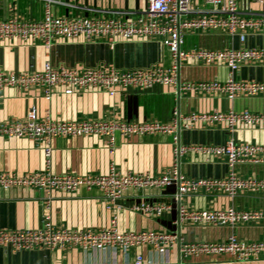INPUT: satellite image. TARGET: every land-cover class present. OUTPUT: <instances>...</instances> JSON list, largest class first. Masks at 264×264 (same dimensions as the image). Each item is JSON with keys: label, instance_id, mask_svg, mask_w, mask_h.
<instances>
[{"label": "crops", "instance_id": "1", "mask_svg": "<svg viewBox=\"0 0 264 264\" xmlns=\"http://www.w3.org/2000/svg\"><path fill=\"white\" fill-rule=\"evenodd\" d=\"M70 3L95 8L137 9L144 0H66ZM10 0H0V19L12 15ZM252 10L260 5L251 3ZM17 10L21 19L38 20L44 12L39 0H18ZM55 15L67 17L94 16V11L53 4ZM184 49L202 47L228 49L239 47L264 48V33L250 31L244 42L237 36L220 31L190 32L184 36ZM53 66L95 67L111 65L119 69L148 67L154 64L169 66L168 48L157 38H115L85 40L83 38H55L49 48L31 40H0V71L21 72L42 69L46 61ZM229 69L222 64H203L195 59L183 60L179 68V80L189 82L218 79L226 81ZM235 80L264 82V61L245 62L234 72ZM35 108L39 114L48 112L57 120H157L169 122L173 110L180 114L193 111H251L264 112V94L228 98L221 94H207L200 90H184L178 87L155 84L150 88H117L114 95L105 90L88 88L71 94L56 88L50 98L42 90L31 87L0 89V121L20 119ZM181 128L178 140L181 145H216L228 137L223 124L207 125L190 122ZM239 142L264 143V121L256 125L239 124L232 133ZM52 172L74 174H104L110 167L117 171L148 172L158 174L171 167L175 159L181 173L188 177H222L228 172L223 157L188 150L177 157L174 143L167 134L133 135L115 137V146L109 150L103 138L88 134L73 137H56L51 142ZM40 145L26 137H0V171L19 174L44 167ZM242 177L264 176V164L243 163L235 167ZM174 185L167 188L129 189L114 203L106 201L97 189L79 188L73 192L52 190L46 192L33 187L0 188V228H41L48 216L55 227L99 228L109 223L113 213L120 230L175 231L185 242L222 241L231 233L243 240L264 241V221L238 225L234 228L211 224L174 223L178 221L179 201L173 199ZM170 203L172 209L161 216H151L134 211L130 207L138 201ZM180 204L190 210L264 209L263 192H242L233 198L223 194H187ZM140 254L146 264H178V243L170 250L158 253L148 245L130 248L113 256L107 252L93 251L85 254L78 247L36 248L14 252L0 247V264H100L103 259L110 264H133ZM108 258V259H106ZM189 264H264V253L248 260H234L227 254L188 257Z\"/></svg>", "mask_w": 264, "mask_h": 264}, {"label": "built area", "instance_id": "2", "mask_svg": "<svg viewBox=\"0 0 264 264\" xmlns=\"http://www.w3.org/2000/svg\"><path fill=\"white\" fill-rule=\"evenodd\" d=\"M10 1L9 9L12 15L0 19V40H31L49 48L58 37L67 40L80 37L85 40H106L110 43L115 38H157L168 48L171 63L169 66L154 64L148 67L119 69L111 65L53 66L47 60L40 70L0 71V89L7 86L18 89L35 87L41 89L46 98H50L58 87H62L66 94L97 88L114 95L117 88L145 89L155 84L184 90H200L207 94H221L228 98L264 94V82L235 80L232 77L241 64L264 61V48L182 47L184 36L190 32L220 31L237 36L241 42H244L250 31L264 33V0H144V6L129 10L87 7L66 0H39L44 4V12L38 20L21 19L17 10L18 0ZM251 3L259 4L260 8L252 10L249 8ZM53 4L99 14L58 16L52 12ZM189 58L207 65H225L229 69L230 77L226 81L212 79L182 82L179 80L180 64ZM193 121L211 126L223 124L228 130V137L216 145H181L178 140L179 130L189 127ZM261 121H264V112L233 109L225 112L193 111L187 114H180L174 109L169 122L124 119L57 120L48 112L39 114L35 108H31L23 118L0 121V137H26L37 142L43 153L44 167L21 174L0 171V188L33 187L46 192L97 189L106 201L114 203L129 189H163L174 185L176 191L173 199L179 201L178 221L174 223L211 224L234 228L245 223L264 221V209L245 210L229 206L224 209L190 210L180 204V198L187 194H223L233 198L242 192L264 191V176L242 177L235 172L238 164H264V143L239 142L232 135L239 124L251 126ZM88 134L103 138L109 150L114 149L116 135L167 134L171 136L177 157L188 150L223 157L228 172L218 178L188 177L181 173L177 159L171 167L158 174L130 170L121 172L113 167L104 174L52 172V140L56 137ZM130 209L158 217L171 211L172 205L141 200L134 203ZM176 243L178 264H189L190 256L227 254L234 260H248L264 253V241L243 240L234 233L222 241L185 242L175 231L120 230L117 227L116 213H113L106 226L99 228L55 227L48 216L38 229L0 228V247L14 252L36 248L78 247L85 254L95 251L116 256L140 245H148L156 252L163 253ZM99 263L110 264V261L103 259ZM133 264L146 263L143 262L142 256L137 254Z\"/></svg>", "mask_w": 264, "mask_h": 264}]
</instances>
